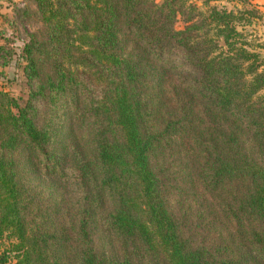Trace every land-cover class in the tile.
<instances>
[{
    "label": "trees",
    "instance_id": "1",
    "mask_svg": "<svg viewBox=\"0 0 264 264\" xmlns=\"http://www.w3.org/2000/svg\"><path fill=\"white\" fill-rule=\"evenodd\" d=\"M32 1L27 98L0 90V264H264L254 10Z\"/></svg>",
    "mask_w": 264,
    "mask_h": 264
},
{
    "label": "rangeland",
    "instance_id": "2",
    "mask_svg": "<svg viewBox=\"0 0 264 264\" xmlns=\"http://www.w3.org/2000/svg\"><path fill=\"white\" fill-rule=\"evenodd\" d=\"M194 2L202 9L205 8L201 0ZM211 4L228 10L242 8L254 10L255 14L250 22H240L238 28L252 45L258 46L257 49L264 58V0H247L244 5L235 0H218ZM177 26H182L181 21L177 22ZM41 28L42 22L32 0H0V46L12 51L9 63L5 66L0 65V90L18 98L19 101H24L28 94L23 72L25 60L22 58V48L28 34L39 33ZM1 62L0 60V64Z\"/></svg>",
    "mask_w": 264,
    "mask_h": 264
},
{
    "label": "crops",
    "instance_id": "3",
    "mask_svg": "<svg viewBox=\"0 0 264 264\" xmlns=\"http://www.w3.org/2000/svg\"><path fill=\"white\" fill-rule=\"evenodd\" d=\"M264 5V4H263ZM264 7V6H263Z\"/></svg>",
    "mask_w": 264,
    "mask_h": 264
}]
</instances>
